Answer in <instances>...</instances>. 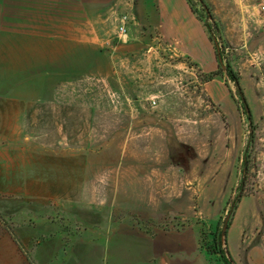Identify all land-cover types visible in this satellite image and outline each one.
<instances>
[{"label":"rangeland","instance_id":"374dc122","mask_svg":"<svg viewBox=\"0 0 264 264\" xmlns=\"http://www.w3.org/2000/svg\"><path fill=\"white\" fill-rule=\"evenodd\" d=\"M137 1L153 0L117 1L103 47L64 49V0H3L0 239L28 257L44 238L91 235L92 226L101 238L106 226H131L132 236L193 228L205 264H222L205 249L222 250L224 239L232 264H255L264 238V0H202L247 110L223 69L205 83L210 72L160 49L123 54L118 19L133 18L128 32L139 27L129 9ZM242 177L248 196L223 238L216 225Z\"/></svg>","mask_w":264,"mask_h":264},{"label":"crops","instance_id":"0c3cea01","mask_svg":"<svg viewBox=\"0 0 264 264\" xmlns=\"http://www.w3.org/2000/svg\"><path fill=\"white\" fill-rule=\"evenodd\" d=\"M64 1L59 19L64 49L67 44L74 48H99L108 43L103 30L115 14L118 0ZM66 2L74 3L73 13L67 12ZM129 9L140 26L127 30L123 36V44L118 47L123 54L131 57L142 48H147V52L155 49L172 59L190 60L200 73L217 69L209 34L187 0L137 1ZM2 17L3 0H0V33ZM106 227L108 234L102 238L96 226L90 228L91 235L68 236L65 241L54 234L41 240L28 257L4 237L0 239V264H205V259L194 256L199 244L193 228L169 231L157 226L135 228L140 234L132 236L131 226ZM258 250L260 258L255 264H264V238Z\"/></svg>","mask_w":264,"mask_h":264},{"label":"trees","instance_id":"16d2710c","mask_svg":"<svg viewBox=\"0 0 264 264\" xmlns=\"http://www.w3.org/2000/svg\"><path fill=\"white\" fill-rule=\"evenodd\" d=\"M201 6L203 7V9L205 10L206 14H207V20L210 22H204L202 21L200 18L197 19L200 20L201 22H203L204 27L206 28L208 34H209V39L210 42L213 45V49H214V55H215V60L217 63V69L213 72H210L204 76H202V80L203 82L207 83L212 81L215 77H217L218 75H220V70L223 69L226 73V76L232 81V83L234 84V87L237 91V95L239 97V101L241 102L242 106L247 110V106L244 100V96L242 94V91L240 89L239 86V82H238V78L233 74L230 66L228 64L225 65V67L223 68V56L221 51L219 50V47L215 41V36L219 35V31L220 28L217 26L212 14L207 10V8H205L202 0H197ZM189 3V2H188ZM191 8V7H190ZM192 10V9H191ZM193 12V11H192ZM194 13V12H193ZM190 67H196L195 64H193L190 60H186ZM237 104V103H236ZM238 107H240L238 105ZM219 112V111H218ZM220 113V112H219ZM222 115V114H221ZM247 147L243 150V154H244V158H242V173H247L249 171V167H248V163H247V158H246V153L247 152ZM255 189V187L253 188V190ZM244 190V178L242 177V180L239 182L238 186H237V190H236V194L235 196H232V198L230 199V201L227 202V209H225V218H219V222L218 225H216V230H220L219 235H221L224 238L225 232L228 229V227L230 226L232 219L234 217L235 211L238 207V204L241 200L242 197H246L248 196L247 194L244 195L245 192H243ZM216 245H219V240H216ZM224 241V248L222 250H219L218 252L209 250V249H205L208 253L210 254H218L220 257V261L222 262V264H232V260L229 257L228 254V249L226 246V241L225 239Z\"/></svg>","mask_w":264,"mask_h":264},{"label":"built area","instance_id":"2783aa9c","mask_svg":"<svg viewBox=\"0 0 264 264\" xmlns=\"http://www.w3.org/2000/svg\"><path fill=\"white\" fill-rule=\"evenodd\" d=\"M130 21H133V18L126 14L119 17L118 26L116 27L118 37H123L127 34V26Z\"/></svg>","mask_w":264,"mask_h":264}]
</instances>
